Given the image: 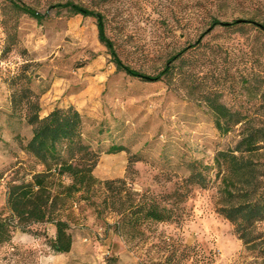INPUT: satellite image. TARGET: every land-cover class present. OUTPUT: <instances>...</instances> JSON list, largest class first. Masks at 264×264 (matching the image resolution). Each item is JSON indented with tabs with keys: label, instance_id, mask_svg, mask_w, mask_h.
I'll list each match as a JSON object with an SVG mask.
<instances>
[{
	"label": "rangeland",
	"instance_id": "rangeland-1",
	"mask_svg": "<svg viewBox=\"0 0 264 264\" xmlns=\"http://www.w3.org/2000/svg\"><path fill=\"white\" fill-rule=\"evenodd\" d=\"M19 1L46 18L40 23L0 0L1 208L8 182L35 167L22 148L32 127L24 109L11 107L12 80L24 72L46 112L73 104L84 115V140L99 153L98 178L126 177L132 158L131 186L164 202L185 190L194 160L210 166L211 182L206 189L192 187L178 210L180 221L150 224L135 238L117 231V214L83 201L74 208L70 252L53 251L45 237L53 229L40 224L39 236L16 231L14 241L0 247V264H107L113 257L118 264H264L217 212L215 157L235 146L239 126L220 133L203 101L204 92L220 94L264 125V34L212 25L215 18L263 22L264 0H72L102 12L123 61L146 74L161 72L173 55L195 45L174 61L182 68L154 83L119 71L99 41L96 19L57 5L67 0ZM113 144L127 149L110 152ZM255 158L264 167V150Z\"/></svg>",
	"mask_w": 264,
	"mask_h": 264
},
{
	"label": "trees",
	"instance_id": "trees-1",
	"mask_svg": "<svg viewBox=\"0 0 264 264\" xmlns=\"http://www.w3.org/2000/svg\"><path fill=\"white\" fill-rule=\"evenodd\" d=\"M8 1L18 11L40 23L46 18L45 14L26 3ZM57 5L67 8L72 15L94 17L99 41L107 48L111 62L119 71L144 82H160L170 77L177 67L182 68L174 61L182 59L195 46L185 47L173 55L161 72L146 74L123 61L115 41L107 34L102 12L72 0ZM212 25L224 29L235 27L241 31L252 27L264 34V21H257L254 17L232 22L215 18ZM22 80L24 82L19 85ZM30 81L31 77L25 72L17 79L14 77L11 107L14 111L24 109L23 117L32 127V136L22 148L32 157L35 167L27 175L7 184L6 208L0 207V247L12 243L16 231L39 236L40 232L35 226L49 224L53 232L51 236L45 233V237L50 247L56 253L70 252L73 246L71 222L74 220V208L83 201L96 207L97 212L108 209L117 214V231L125 237L135 238L150 224L180 221L178 210L192 187H209L211 178L207 171L210 166L196 160L189 165L190 173L183 187L185 190H174L165 202L148 191L137 192L131 186L130 173L135 171L132 158L126 177L98 178L95 168L99 153L84 140V115L73 104L56 106L46 112L30 88ZM260 93L264 98V90ZM203 101L215 115V126L220 133L228 134L239 126L235 146L219 150L215 157L216 179L220 181L217 212L234 225L238 238L255 253L256 259H264V230L260 227L264 222V167L255 160L264 150V125L229 107L221 100L220 94L204 92ZM126 149L125 146L113 144L110 152ZM107 264H118V259L113 257ZM247 264L262 263L254 261Z\"/></svg>",
	"mask_w": 264,
	"mask_h": 264
},
{
	"label": "crops",
	"instance_id": "crops-1",
	"mask_svg": "<svg viewBox=\"0 0 264 264\" xmlns=\"http://www.w3.org/2000/svg\"><path fill=\"white\" fill-rule=\"evenodd\" d=\"M21 237V236H20ZM23 237H27V235L26 236H23Z\"/></svg>",
	"mask_w": 264,
	"mask_h": 264
}]
</instances>
